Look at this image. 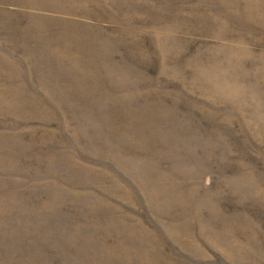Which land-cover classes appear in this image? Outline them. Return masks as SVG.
Returning a JSON list of instances; mask_svg holds the SVG:
<instances>
[{
    "label": "rangeland",
    "instance_id": "1",
    "mask_svg": "<svg viewBox=\"0 0 264 264\" xmlns=\"http://www.w3.org/2000/svg\"><path fill=\"white\" fill-rule=\"evenodd\" d=\"M0 264H264V0H0Z\"/></svg>",
    "mask_w": 264,
    "mask_h": 264
}]
</instances>
